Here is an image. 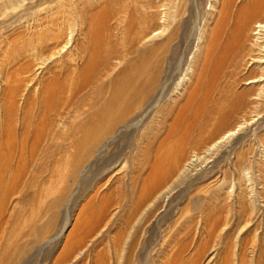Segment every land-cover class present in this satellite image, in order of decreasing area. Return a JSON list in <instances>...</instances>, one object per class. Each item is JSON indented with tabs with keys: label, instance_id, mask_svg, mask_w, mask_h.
Wrapping results in <instances>:
<instances>
[{
	"label": "rangeland",
	"instance_id": "rangeland-1",
	"mask_svg": "<svg viewBox=\"0 0 264 264\" xmlns=\"http://www.w3.org/2000/svg\"><path fill=\"white\" fill-rule=\"evenodd\" d=\"M15 1L0 9V264H264V86L262 97H248L243 107L229 108L223 101L229 93L207 94L215 57L204 67L207 40L195 37L215 25L221 0L173 3L172 15L183 9L188 16L185 8L191 14L190 47L180 48L157 105L137 111L139 123L116 133L99 154L75 153L76 127L87 121L99 103L97 90L112 78L134 70L144 55L152 70L150 48L159 38L137 39L156 27L155 0ZM88 57L95 59L86 74L81 68ZM257 64L252 75L264 70ZM90 77L98 81L85 82ZM200 81L204 85L189 102ZM247 82L237 91L262 85ZM162 110L169 111L164 118ZM194 151L202 158L185 178L134 214L140 193L159 180V170L169 161L183 163ZM250 205L256 206L252 216ZM243 218L252 223L238 233Z\"/></svg>",
	"mask_w": 264,
	"mask_h": 264
},
{
	"label": "bare ground",
	"instance_id": "bare-ground-1",
	"mask_svg": "<svg viewBox=\"0 0 264 264\" xmlns=\"http://www.w3.org/2000/svg\"><path fill=\"white\" fill-rule=\"evenodd\" d=\"M14 1L15 0H13V2ZM16 1H19V0H16ZM16 1H15V3H16ZM176 1H178V0H155V6H154V8H155V12H154L155 20H154V22L156 24V27L153 28L151 33L148 35L146 34L147 32L144 34L140 32L142 35L139 36L137 39L140 43V41H143V40H145V41L147 39L157 40L156 38H159V40L156 41L154 43V45L150 48V53L154 54V55H152V56H154V59L152 58V60H153L152 70L149 71V68L147 69V67H149V65H150V64L148 65V63H150L151 61L149 62V60L144 55L143 58H140L138 64L137 65L135 64L136 67L134 70H129V72H126V74H124V76H119L120 74L116 75L114 78H112L110 80V82H109L110 85L108 84L107 88L99 89V90H97L98 92L96 91L97 92L96 96H98V98H99L98 99L99 103L92 105V108H91L90 113L88 115L87 121L84 122L83 124L80 123L81 125L76 127V132L80 133V136H79V139L74 141V143H73V148L75 150V153H78V152L83 151V150H85V151L88 150V151H90V154H96L97 152L99 154V151H101V149L103 147H105L107 145V143L110 142L115 135H117L116 133H118V132L121 133V131L123 129H126L132 125H136L137 123H139L140 118L137 120V118L139 116L138 115L139 113H136L137 111L142 110V108L145 106H146L145 110L147 111V110H149L150 107L152 108L155 104L157 105V102L162 97L164 91L166 90L167 83L170 80L171 75L173 74L172 72L175 69L173 67L176 66V60L178 57H180L179 53L181 55V52H179L180 48L185 43L184 47L186 48V46H187V49H188L190 47V44L188 43V38L189 39L194 38L192 35H191L192 37H190L189 34H191V33H188V35H187L188 29H189L188 26H189V22H190L189 18L191 17V14H189V12L186 11V8L184 9V12L188 13L189 17L188 16L184 17L185 13H182L183 9H182L181 13L178 12L176 14V16H175V14H173L174 16L172 15V13L174 11L172 12L171 10H172V8L176 7L173 4L174 2L176 3ZM186 3H188V2H186V0H180L179 5L185 7ZM9 4L12 6V0H0V9L2 10V8H4L5 6H7ZM189 4H190V1H189ZM215 6H216V4H215ZM219 6H221V9L219 8L218 9L219 11L217 10L219 13L216 12L219 15V17L217 16L218 18L217 17L215 18L217 20L214 22L215 25H213V23H212L213 27H210V30H209L210 32L208 31L209 33L206 36L204 35V33H201V32H198L195 35V37H196V39H198V41L203 37H206V40H207V41H203L204 45H205V46L204 45L203 46L205 47L204 50L206 51V53H204L202 55L203 58H206V60L199 58V60H201V61H197V62L198 63L201 62V64H202V60H204V62H205V63H203V66H204V64L207 63L206 61H209L210 57L213 56L212 53L214 54L213 58L215 57L214 69H216V72L213 71L211 77L209 76L207 83H205V84H207V87L206 88L202 87V88H205V90H207V92H208L207 94H209V92L216 91V90L221 91L222 94L223 93H225V94L229 93V94H227L228 96L223 95L225 97V99L223 98L224 99L223 101H226V103H228L227 106H229V108L230 107H243V105H246V103L245 104H243V103L248 97H252V95H255L253 98L259 99L258 97H260L261 96L260 94L262 93V88H263L262 86H264V70L260 74L252 75V73H253L252 69L253 68L251 69V67L254 63H258L257 65H259L261 67V69H264V0H240L239 2H235V0H221V3ZM7 8H8V6H7ZM215 9H216V7H215ZM180 10H178V11H180ZM188 11H189V9H188ZM99 15L101 16L103 14H99ZM103 16L106 17V14H104ZM97 17H98V15H97ZM230 19L232 21V24L230 23ZM212 20H214V19L212 18ZM127 22H129V21L127 20ZM224 23L225 24L227 23L228 26H229V24H231L233 26L232 30L229 28L231 30V32L228 34L226 40H224L225 38L221 39V37H222L221 33H223L224 30L229 32V29L227 30V28H226L227 25H225ZM205 27H206V24H205ZM221 27H223V28H221ZM92 28H93V26H92ZM203 28L204 27H202V29ZM208 28H209V26H208ZM199 29H201V28H199ZM206 30H208V29L206 28ZM189 31H190V29H189ZM226 31H225V33H227ZM144 32H145V30H144ZM98 35H100L99 32H97L96 35L93 33L91 39H94ZM225 36H226V34H225ZM103 38H104V35L103 36L101 35V39H103ZM134 40L137 41L136 39H134ZM189 42H190V40H189ZM199 42H198V44H199ZM67 43H68V41L65 42L62 46L60 45L61 48L60 47H59V49L56 48V49H58L56 52L57 53L60 52L62 50V48L65 45H67ZM93 44H95V43L93 42ZM200 45H202V44H200ZM184 47H182V48H184ZM96 49H97V47H96ZM187 49H184V51L185 50L187 51ZM196 49H198V48H196ZM184 51H183V54L185 53ZM56 52L54 51L51 54H55ZM201 52H203V51H201ZM201 52H200V54H202ZM107 54H109V50H107ZM193 54H194V52H193ZM194 55H196V54H194ZM106 57L107 56H105V58ZM102 58H104V57H102ZM192 58H193V56H192ZM194 58H196V56ZM94 59H95V57H94ZM94 59L92 57H88L87 61L85 62V64L81 68L82 72L88 74L87 70L89 67H91L93 65ZM193 61L194 60H192L191 62H193ZM179 62H180V60L178 59V63ZM105 65H107V64H105ZM188 65L193 70V68L191 67L189 62H188ZM198 65H200V63ZM198 65H196V67ZM209 65H210V63H209ZM241 67H243V68H241ZM248 67H250V69H249L250 71H249V75H246V72L248 71ZM195 69L197 70L199 68L197 67ZM195 69H194L195 73L198 71L201 72V70L203 72V70H204V68L201 70L199 69L198 71H196ZM206 71H207V69H206ZM93 74H95V72ZM206 75L207 74L205 73V78H206ZM201 76H203V75H201ZM86 77H87V75H86ZM163 77H164V80H163ZM196 77L199 78L198 74ZM85 79H86L85 82L90 83V84H92L96 80L98 81V79L94 80L91 77L85 78ZM206 79H205V81H206ZM200 80H202V79H200ZM258 81L262 83L261 86H259V83H258V85L256 87H250V88H244V89L242 88V90L237 91V87L241 82H247V83L251 84V83H256ZM200 83H201V81L199 82V84H197L198 86L194 87V89L190 93L189 102H191V99L194 96V92L195 93L198 92L197 88L199 87V91H200L201 86L204 85V84H202L203 81L201 83L202 85ZM76 84H78V83H76ZM88 88H89V85H88ZM79 90H80V88H77V86H76L75 92H77ZM250 93H251V96H250ZM211 97H212V95H211ZM216 97L217 96L214 97V100H216V99H218V100L214 101V103H216V102L220 103L221 99L218 98L219 96L217 98ZM255 99H251V101L253 102V100H255ZM205 100H206V98H205ZM212 101H213V99H212ZM209 102L211 103V101H209ZM207 104H209V103H207ZM223 104H225V103H222V105ZM250 104H252V103L250 102ZM210 106H212V108L213 107H217V108L220 107L219 104L216 106L210 104ZM214 109L211 110L210 113H212L214 111ZM217 111H219V110L217 109ZM217 111L215 110V112H217ZM168 112L169 111H167V110L166 111L162 110V111H159L158 114H160L161 118H164ZM141 118H143V117H141ZM72 129H73V127H72ZM231 130L232 129H229V130H226L224 133L222 132L218 136L216 135V137L212 140V142L206 146L205 153H206V151H211L212 149L218 147L220 145V143H222V141L224 139H226L228 135H230ZM186 137H188V136H186ZM182 139H184V138H182ZM179 143H181V141ZM171 150H172V148H171ZM169 153H171V152H169ZM193 153L194 154H192L191 156H188L184 160L183 163L179 164L176 162L169 161V163L166 164V165H168L171 163L168 166V168L159 170V171H161L160 173H158V174H160L158 176L159 180L154 182L150 187L145 186V188L143 189L144 192L140 193V195L138 197V202H136L137 205L135 203L136 207L134 206L135 209H132L135 211L134 214L139 213V211L143 213V207L146 205V203L149 200L151 201V203L155 202V200L159 199L160 197H163L166 193H168L170 190H172L176 183L181 182L185 178L186 174L194 166L195 162L197 160H199L200 158H202V156L198 155V153L196 154L195 151ZM78 155L76 154L74 158H76ZM108 160L109 159L106 158V160H104V162L106 163ZM180 161L181 160H179V162ZM81 162H83V161H81ZM237 162L239 164V160ZM239 169H241V167ZM154 171H155V169H154ZM239 173H242V172H239ZM259 175H258V177H259ZM216 186H217V184H216ZM228 192L231 193V190ZM245 194H246V192H245ZM241 195L243 196V194H241ZM238 197H237V199H238ZM239 202H241V200ZM239 202H237V203H239ZM241 203H239V204L241 205ZM250 206H251V207H249L250 210L248 208V210L250 211V212H248L249 215H250V213L251 214L254 213L255 208H256L255 205H250ZM229 208H232V207H229ZM223 210H225V209H223ZM229 210H226V211L228 212ZM242 212H245V211H243L241 209L239 213L242 214ZM228 213H226L227 215L225 214L226 216L224 218L223 224H227V222L229 221ZM241 214H240V217H241ZM246 214H244V215H246ZM244 215H243V217L245 218ZM250 216H252V215H250ZM244 218H243V220H244ZM130 219H132V218H130ZM235 219H234V221H235ZM250 220H252V219L249 218V216H248L247 221L249 222ZM244 222H245V220L243 221L244 225L242 226V228H240L237 231L238 233H240V231H242L244 229V227L247 226L245 224L250 225V223H252V222H250V223H248V222L244 223ZM240 224H242V223H240ZM238 240L239 239H237V241ZM253 247H254V245H253Z\"/></svg>",
	"mask_w": 264,
	"mask_h": 264
}]
</instances>
